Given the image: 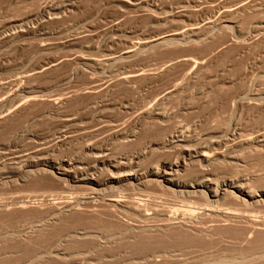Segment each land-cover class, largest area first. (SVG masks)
Segmentation results:
<instances>
[{
  "label": "bare ground",
  "instance_id": "1",
  "mask_svg": "<svg viewBox=\"0 0 264 264\" xmlns=\"http://www.w3.org/2000/svg\"><path fill=\"white\" fill-rule=\"evenodd\" d=\"M110 1L111 0L107 3L109 4ZM113 1L122 7L123 5L132 7L139 5L135 0H112L111 2ZM161 1L163 0H151L145 3V5L154 8L156 7V4ZM229 1L230 0H224L216 9H211L212 14L214 13L216 16L215 18L212 17L207 20L201 19L200 23L190 24L178 30L168 31L148 38L132 39L128 41L126 47L122 50L117 52H114V50L105 53L106 55L103 57L100 56L101 58H74L76 61L75 64L78 62L84 66L90 65L94 71L99 70L110 74L112 72L111 68L115 64L121 61L128 62V60L138 57L141 54H147L146 52L148 51L150 53V51L153 52L157 49L160 50L167 47L170 49L171 47H178V45L180 47L181 44L187 43L191 45H199V42L204 41L201 34L203 28L204 30L206 27L213 29V32L217 31V35L223 31L221 28L227 29L230 28V26H236L235 24L238 22H233L237 21L239 18L241 19L242 17L243 19L246 15L262 12L264 9V0H235L236 3L232 0L234 1L233 5H226ZM55 2L57 3L56 0L40 1L36 13H34L33 16H30L29 20L31 21L28 22L33 21L36 23L38 22L36 20L39 17L47 18L49 20L50 17L58 13H69L76 10L79 6H76L75 2L71 1L68 4L61 3L62 5H57ZM217 3L215 2V4ZM185 8H176V10H174L175 7L174 9L170 7V10H167L168 12L165 13V19L171 21L175 19H184L187 15ZM193 10L195 11V9ZM199 13L202 15L205 12L201 9ZM118 17L119 16H117V19L115 18V20L112 18L113 21H110V27L108 26L107 28L109 29L106 30L108 33L106 32L103 34L105 36L103 38L105 43H103L106 46H112L116 42L113 37L109 36V34H115L123 29V27L120 29L123 19ZM231 20L234 21L231 23ZM183 22L185 23V21ZM259 24L261 23L259 22ZM36 25L37 28H35L36 26L34 27L35 31H39L41 25ZM255 25L258 26V23ZM261 27L260 28L263 30H258L259 34H256V37L254 35V38H252V34H249L251 35V38H249L247 42H245L244 38L245 43L243 44V47L244 50L249 51V53L253 52L252 49L264 45V27ZM25 29L24 32H29L25 31ZM220 29L221 31L218 32ZM226 29H224L225 32ZM32 31L34 32V29ZM255 31L253 29V32ZM4 34L5 33H1L0 35L2 43L6 40L9 42L10 39L13 40L16 35L18 36L17 32L16 35L13 33L12 35L7 34L4 36ZM231 35L235 34H232L231 32ZM101 36L102 35L99 36V33L98 36L96 35L97 39H100ZM208 37L211 36L208 35ZM246 37H248V35ZM226 38L227 37H225V39ZM212 40L209 41L212 42ZM231 40L221 45L218 44L219 46L217 45L214 53H212V55L210 54L211 56L208 58L195 60L194 58H187V56H180L172 61L170 60L171 62L169 61L170 63L168 62L169 64L167 65L165 63L166 66L162 67V70L161 68L159 69L160 72L156 71L158 72L156 76L162 77V75L165 74L164 72L173 70L177 64L178 66L183 64L188 72L186 77L188 76L187 78H191V76H195L202 72L214 57L218 55L221 56V53H225L226 49L230 48L232 51V46H237L236 43L238 42L234 44ZM222 42L223 41H221V43ZM214 45L216 44L214 43ZM239 46L240 45L237 47ZM240 47L239 49L241 50ZM110 50H112V48H110L109 51ZM241 51L244 53L243 50ZM62 62L64 61H51L40 68L38 67L26 72L21 78H17L11 83L18 84L20 81H29L36 76L60 67ZM90 66L88 67L91 68ZM144 71L145 70L141 69L140 71H134L132 73L121 72L122 74L116 78V82H119V84L124 83L130 85V83L145 77L147 73ZM151 74L149 73L148 75ZM177 86L174 88H168L165 91H150L151 93L147 94L148 96L145 98H143L144 94H142L147 93L145 91H124L127 97H121L120 95L122 94L119 93H122L123 91H108L111 88L110 85L101 87L105 91H102L103 89H100V91H73L71 92L72 94L69 93L70 95L64 96L61 94L50 99H44V96L41 95L43 94L42 92L39 94L34 91H22L21 89H16L15 91H9V93L6 91L5 96V91H3V94L1 95L5 97L3 98L0 95V123L13 118V116L22 111H25V108H28V106L32 108V105L39 104L40 102L47 103L50 107L51 113H57L67 105V103L71 102V100H75L73 102H78L76 101V98L78 99V97L82 98L88 96V98H93L95 102L92 109H90L91 111L93 110V114L91 118H89L91 122L88 123V127L85 125V129L79 128L75 130V133L77 134L74 135H72L73 131L70 132V129L67 130L66 128V130L59 133L57 137L58 139L55 142V138L53 137L54 140L52 142L54 143L51 148L43 146L38 147L39 145L37 144L38 146L32 153L30 152V155L28 154L27 156H22L20 158L21 160H23L22 158H25L23 160L25 163H23L24 165L21 166L22 168L18 170L15 175L18 178L22 177L23 179V176L28 172H44L52 175L56 180L67 186L76 187L77 189L86 192L83 194L85 195L83 199L85 200L84 205L80 202L83 200H79V202L75 200L77 203H74L75 201L64 202V205L61 206L62 208L60 207L61 209H58V212L56 211L58 214L67 215L70 213L71 215L72 213L74 215H79V213H84L95 218L92 219V222L96 219H105L110 224H116V227L117 225L122 227L121 229L125 231L138 230L137 233L148 232L145 234L143 233L144 236H146V234L150 235V233H155L157 235H163L165 233L167 235L168 233V235H173L170 232L174 231L177 234V231H179V233L184 232L182 234L186 233L191 237L197 238L199 242L200 239L208 241L209 239L213 240V238L218 239L219 237H222L224 233L226 234V232H229V234L236 236H233V239H230L231 241H227V243H229L228 246L237 251H245L246 249H249L250 251L252 243H254V241L259 242L258 239L260 236L264 237V93L263 91L262 93H258V91H245L240 94V91L239 94L233 95L232 93V95L229 94L228 98H223L221 101L224 103H220V101L218 105H212V103L222 99H218L219 95L215 93L218 91H178L179 87ZM223 92L222 95H224ZM227 92L229 93V91ZM236 92L237 91H235V93ZM228 93L225 95H228ZM38 94L43 97L40 98ZM116 94H119L118 98L115 97L117 96ZM81 98H79V100L83 101ZM212 99H214L215 102L213 101L211 103L210 101ZM224 99H227L228 101L225 102ZM84 103L87 104V102ZM84 108H86V106ZM70 114H73V112ZM80 118L79 121L81 120ZM87 119L88 118L85 120ZM76 120L68 114V117L66 116V118L61 121L65 124V127L69 126L70 128V125L74 124ZM7 122L9 123L10 121ZM84 130L87 131L84 132ZM151 130L154 131L152 134ZM75 136L78 141L81 140V144L79 143L80 146H77V149L75 150L76 152H74L70 158L52 159L49 157L50 154L53 153L54 155L55 151L64 147L68 141L71 142L70 140H73ZM14 137L15 140L18 135ZM21 139L22 138H20V140ZM35 140L38 141L39 139ZM152 186L162 192L170 193L172 196H178V198L181 197L182 204H179V207H181H176L178 205L176 204V206L170 208L164 207L160 208L162 210H154V205H152L154 200L150 201L151 199L148 198L141 199V192ZM155 203L156 201L154 204ZM88 204L90 207L88 206L87 209L84 208V206ZM76 212H78V214ZM123 216L126 217V219L129 218L128 220H138L142 224H136L137 226L131 225L133 222L131 224H129V222L127 223L128 220L125 221L126 219L124 220ZM55 219L57 220L56 217ZM101 220H99L100 223ZM82 230L81 233H79V231L78 234L83 236L88 234V232H82ZM131 232L132 231L129 233ZM98 234L103 236L99 231ZM152 234L151 236H154V239L156 235ZM136 235L134 236V239ZM171 235L169 236L171 237ZM106 236L104 237L107 239ZM174 236L178 237L177 235ZM179 236L181 237V234ZM237 236L240 237L237 239L235 238ZM176 237H174V239ZM182 237H184V235ZM225 238H227L226 235ZM262 238L261 240H264ZM117 240L119 241V239ZM218 240H220V238ZM107 241L109 243L110 238ZM100 243H98V245H100ZM203 243L205 244L206 242ZM96 247L100 248V246ZM210 247L212 246L210 245ZM107 248L108 247L105 249ZM252 249L254 250V248ZM262 251H264L263 248L261 252L257 251V253L260 252L261 254L263 253ZM157 256L156 258L153 256L151 257V255L148 258L143 256L141 262L158 264L159 260H155L157 259ZM234 259L237 260L236 258L231 260L233 261ZM135 261L134 264H137V260ZM217 261L218 260H216V263ZM139 262L140 261H138V263ZM232 263L237 264V261H233Z\"/></svg>",
  "mask_w": 264,
  "mask_h": 264
},
{
  "label": "rangeland",
  "instance_id": "2",
  "mask_svg": "<svg viewBox=\"0 0 264 264\" xmlns=\"http://www.w3.org/2000/svg\"><path fill=\"white\" fill-rule=\"evenodd\" d=\"M40 1L43 2L44 0H0V35L1 33H5L4 36L7 34L12 35L13 33L16 35L17 32L19 36L16 35L15 39H10L9 42L7 40L3 41L4 44L0 37V85L5 84L4 86H0V95L3 94V91H5L4 95L6 96V91L9 93V91L21 89L22 91H34L39 94L42 92L43 94L41 95L44 97L38 94L40 98L50 99L61 94L64 96L70 95L69 93L73 91H100V89H103L101 87L110 85L111 88L108 91H123L119 93L122 94L120 95L121 97H127L124 91H145L147 93H142L144 94L143 98H145L148 96L147 94L152 91H165L168 88H174L178 85V91H221L219 93L215 92L219 95L218 99L222 98L216 101L218 103H216L214 99L210 101L211 103L213 101L215 102L212 103V105H218L223 98H228L229 94L232 95V93L233 95L239 94L240 91V94L245 91H258V93H262L263 91L264 93V45L252 49L253 52L255 51L254 53H249V51L244 50L243 47V44L247 42L249 38H254V35L256 37V34H259L258 30H263L261 26L264 27V9L262 12L246 15L243 19L241 17L242 20L240 18L237 21L231 20V23L232 21H234L233 23L238 22L235 24L238 27L234 26V28L230 26V28H227L228 31L226 28H221L223 31L220 29L218 32L221 31L222 33L220 32L217 35V31L213 32L214 30L211 28L206 27L205 30L203 28L201 34L204 41L199 42V45L187 43L181 44L180 47L178 45V47L175 46L170 49L167 47L165 49L152 50L153 52L150 51V53L148 51L146 52L147 54L144 53L145 56L141 54L138 57L128 60V62L121 61L115 64L112 66V72L109 74L99 70L94 71L90 65L84 66L78 62L75 64L76 61L74 58H101L106 55L105 53L114 50V52L122 50L126 47L128 41L132 39L148 38L168 31L178 30L190 24L200 23L201 19L207 20L208 18H215L216 16L214 13L212 14L211 9H216L224 0H163L156 4L157 8L145 5V3L151 0H135L139 5L133 7L124 5L122 7L114 1L111 2L112 0L109 4L107 3L109 0H70L71 2H75L76 6L79 5L76 10L69 13L63 12V14L58 13L50 17L49 20L39 17L36 23L33 21L28 22L31 21L29 20L30 16L36 13ZM56 1L57 3H55L57 5L61 3L68 4L70 2L69 0ZM234 1L230 0L226 5H233ZM215 2L219 3L215 4ZM170 7H172V9L175 7L174 10H176V8L183 9L186 7L185 10L187 15L184 19H175L176 22L175 20H166L165 13L170 10ZM193 9H195V11ZM201 9L205 12L202 15L199 13ZM117 16L123 19H121L123 23L120 28L122 29L123 27V31L120 30L116 32L117 34H109L116 42L112 46H106L104 44L103 38L105 36L103 34L109 29L107 27L110 25V21H113L112 18L115 20ZM183 21H185V23ZM255 21L258 23V26L255 25L257 24ZM258 21L261 24H259ZM36 24H38V26L41 25L40 27L42 29L40 28L39 31H35V28H37ZM256 28L257 30L255 31ZM24 29L29 32H24ZM33 29L34 32L32 31ZM224 29H226L227 34ZM253 29L255 32H253ZM19 32L24 34H20ZM97 32L99 36L102 35V39L101 37L97 39ZM231 32L235 35H231ZM246 34L248 37H246ZM249 34H252V36ZM208 35L211 37H208ZM225 37L227 38L225 39ZM209 40H212V42ZM230 40L233 41L234 44L238 42L236 43L237 46L242 45L239 47L244 53H242L239 47L234 45L231 48L233 49L232 51L230 48H228L229 51L226 49L225 51L227 53L224 51L226 54L221 53L222 57L220 55L216 56L217 58L214 57L210 64L208 63L209 65L204 69L205 71H202L203 73L200 72L195 76H191V78H187L188 76L186 77L188 72L183 64L179 66L177 64L173 70L164 72L165 74H163L162 77L156 76L157 73L160 72V68L162 70V67H165L172 60L180 56H187V58H194L195 60L208 58L214 53L218 44L221 45ZM221 41L223 42L221 43ZM214 43L216 45H214ZM107 47L109 49L112 48V50L109 51ZM56 60L64 62H62L60 67L53 69V71L45 72L29 81H20L18 84L11 83L17 78H21L26 72L38 67L40 68ZM141 69L145 70L146 72H144L147 74L145 77L130 83V85L133 86L116 82V78L120 74L132 73L134 71H140ZM149 73L152 74L148 75ZM102 91L105 90L103 89ZM227 91H229V93ZM235 91L237 92L235 93ZM222 92L224 95H222ZM226 92L228 95H225L227 94ZM119 94H116L117 96L115 97L118 98ZM5 96L2 97L4 98ZM79 98L81 97H78V99L76 98L78 102H73L75 100H71V102L67 103V105L57 113H51L49 105L45 102H40L39 104L32 105L34 108L28 106V108H25L26 110L24 109L25 111L8 119L7 121H10L9 123L7 121H5L6 123H0V264H134V262H136L135 260H137V264H152L150 262L143 263L141 259H143V256L148 258L150 255L156 258L158 254L155 260H159L161 264H165V262L166 264H170L171 262L174 264H177V262L178 264L182 262V264H234L232 263L233 261H237V264H264V251L260 254L262 248L264 250V240H261L263 236L260 235L258 239L259 242L256 240L257 242L254 241V243H252V248H254V250L251 248L250 251L249 249L237 251L228 246L229 243H227V241H231L230 239L236 236L229 234V232H226V234L224 233V235L222 234L223 238L219 237L220 240H218L219 238L217 237L218 239L213 238V240L209 239V241L200 239V242L197 238L191 237L186 233L182 234L184 232L179 233V231H177V234L174 231L170 232L173 234H169L171 237L168 233L167 235L166 233L163 234L164 236L150 233V235L146 234V237L144 234L148 232H143L144 234L139 232V234L137 233L138 230H130L135 232H131V234L129 233L130 231H125L118 225L116 227V224H110L103 218V220L96 219V222L94 220L92 222V219L95 218L84 213H79V215H74L72 213L71 215L70 213L67 215L58 214L57 212L62 208L61 206L64 205V202H74L75 200L79 202V200L84 199L85 195L83 194L86 192L76 187L67 186L48 173L28 172L23 176V179L22 177L18 178L15 174L22 168L21 166L24 165L23 163H25L23 161L25 158H22L23 160L20 158L28 154L30 155L38 145V147L43 146L51 148L53 147V143L58 139L59 133L66 130V128L67 130L70 129V132L73 131L72 135H74L77 134L75 130L79 128L85 129V125L88 127V123L91 122L89 118H91L93 114V110L91 111L90 109H92L95 102L93 98H88V96L82 97L81 99L83 101L79 100ZM224 101L227 102L228 100L224 99ZM84 102H87V104ZM220 103L224 102L221 101ZM85 106L86 108H84ZM72 112L73 114H70ZM68 114L74 117L75 120L78 119L74 124L70 125V128L69 126L65 127V124L62 122L66 116L68 117ZM79 118L81 119L80 121ZM86 118H88V121L85 120ZM86 131L87 130H84V132ZM152 132L154 131L151 130V134ZM16 135H18L19 138L17 137L15 141L14 136ZM20 138L22 139L20 140ZM35 139L39 140L37 141ZM53 140L54 142H52ZM70 141L71 142L68 141L64 147L55 151L54 155L53 153L50 154L51 156L49 155V157L52 159L70 158V156L76 152L77 146H80L81 140L78 141L75 136L73 140ZM141 196V199L148 198L151 199L150 201H156L155 204L152 202L154 207L151 205L154 210H162L160 208L164 207L170 208L176 206V204H178L176 207H179V204H182L181 197L172 196L170 193L162 192L153 186L141 192ZM77 201L74 203H77ZM80 202L84 205L85 200ZM88 206L90 207L88 204L84 206V208L87 209ZM76 213L78 214V212ZM83 214L84 216L82 217ZM54 215H60V218ZM123 219L125 220L126 217L123 216ZM99 220H101V223ZM130 220H128L127 223L129 222V224H131L133 222L131 225L142 224L138 220ZM81 230L82 232H88L89 235L86 234L83 236L78 234L79 231V233H81ZM98 231L102 233L103 236H100ZM151 234L156 235L154 239V236H151ZM180 234L181 237L179 236ZM135 235L139 238L137 239L135 237L134 239ZM183 235L184 237H182ZM225 235L227 238H225ZM104 236H106L107 239ZM174 237L176 238L174 239ZM238 237L240 236L235 238L238 239ZM109 238L110 242L112 241L111 243L107 241ZM117 239H119V241ZM262 239H264V237ZM94 240L98 243L101 242L102 246L101 243L98 245ZM202 241L206 243L204 244ZM209 244L212 247H210ZM96 246H100L102 249ZM106 247L108 248L105 249ZM257 251L260 252L257 253ZM233 258L237 260L234 259L232 261L231 259ZM216 260H218L217 263ZM138 261L140 262L138 263ZM159 262L158 264H160Z\"/></svg>",
  "mask_w": 264,
  "mask_h": 264
}]
</instances>
